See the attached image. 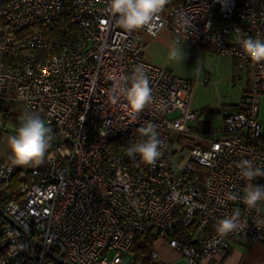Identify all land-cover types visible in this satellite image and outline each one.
<instances>
[{"label":"built area","instance_id":"2783aa9c","mask_svg":"<svg viewBox=\"0 0 264 264\" xmlns=\"http://www.w3.org/2000/svg\"><path fill=\"white\" fill-rule=\"evenodd\" d=\"M109 2L0 0V102L22 103L20 121L34 112L52 130L42 166L26 170L0 158V264H132L124 254L148 231L183 264L224 254L234 238L264 244V201L249 209L225 195L264 185L237 167L250 160L264 169V150L251 146L264 134V61H252L238 42L239 35L264 41V0H168L149 25L130 32ZM162 31L250 69L242 105L223 116L219 132L192 131L193 81L145 59L144 36ZM137 65L153 97L138 113L123 95ZM149 123L162 153L154 165L127 154L147 139L140 129ZM237 209L238 229L218 233V221ZM177 222L196 226L190 243L173 235ZM150 259L164 264L154 248Z\"/></svg>","mask_w":264,"mask_h":264},{"label":"clouds","instance_id":"9594fccd","mask_svg":"<svg viewBox=\"0 0 264 264\" xmlns=\"http://www.w3.org/2000/svg\"><path fill=\"white\" fill-rule=\"evenodd\" d=\"M167 3L168 0H110L109 10L117 17L119 26L130 32L149 25L153 17L163 11ZM235 32L240 34L241 30L236 29ZM238 42L252 61H264V41L239 35ZM180 57H183L182 50L174 48L170 52L171 59ZM125 81L123 95L127 106L138 113L153 100L152 88L149 85L145 67L137 65L132 75L126 77ZM129 81L130 86H127ZM51 132V128L45 125L39 114L25 112L16 134L8 138L12 162L21 166L40 164L50 147ZM140 132L147 139L131 144L127 148V154L133 159L138 155L144 163L154 165L162 154L159 150L160 141L157 139L155 125L149 123L140 129ZM237 167L246 181L250 182L256 177H264V169L254 167L250 160L240 161ZM243 191L242 197L232 192L225 195L231 201L241 200L249 209L257 208L258 203L264 201V185L249 183ZM238 227L239 210L237 209L233 216L218 221L216 231L226 235L237 230Z\"/></svg>","mask_w":264,"mask_h":264},{"label":"crops","instance_id":"0c3cea01","mask_svg":"<svg viewBox=\"0 0 264 264\" xmlns=\"http://www.w3.org/2000/svg\"><path fill=\"white\" fill-rule=\"evenodd\" d=\"M147 43L145 59L171 70L175 75L193 81L191 109L197 119L190 122L197 133H217L222 129L223 116L240 108L250 84L249 68L240 69V60L220 54L210 45L195 46L187 42L174 43L166 31L156 36H144ZM182 50L183 57L170 58L173 49ZM207 75V81L204 76ZM157 242V241H156ZM155 242L153 248L164 264H183L179 254ZM241 250L246 241L232 239L224 254L204 258L200 264H260L264 258V244L252 242Z\"/></svg>","mask_w":264,"mask_h":264},{"label":"trees","instance_id":"16d2710c","mask_svg":"<svg viewBox=\"0 0 264 264\" xmlns=\"http://www.w3.org/2000/svg\"><path fill=\"white\" fill-rule=\"evenodd\" d=\"M171 2L172 0H169V4ZM55 26H59V24H56ZM48 35L55 36L49 32ZM20 124L21 121L19 120L18 115L12 111V103L0 102V130L18 129ZM251 146L264 150V134L253 140ZM16 185L17 178H14L12 188L14 189ZM195 229V225L185 227L180 222H177L173 235L182 242L190 243ZM210 231H212V227L210 228ZM159 238V235L153 231H148L138 236L129 249L130 254L134 257L132 264H156L150 259V253L155 242Z\"/></svg>","mask_w":264,"mask_h":264},{"label":"rangeland","instance_id":"374dc122","mask_svg":"<svg viewBox=\"0 0 264 264\" xmlns=\"http://www.w3.org/2000/svg\"><path fill=\"white\" fill-rule=\"evenodd\" d=\"M12 111L17 114V115H21L22 114V111H23V106H22V103H12ZM176 112H172L169 114V117L175 115ZM259 119L262 123V129H264V95H262L261 97V100H260V106H259ZM190 129H192V131H195L197 133V130H195L194 128L190 127ZM16 130L17 129H9V130H0V158H7L9 160L12 161L11 159V152H10V147H9V144H8V138L10 136H13L16 134ZM200 134V136H205L206 133H198ZM55 141L58 140L57 137H54L53 138ZM186 153L184 152V157H185ZM44 164V158H43V161L38 164V165H29V166H21V165H17L18 167H20L21 169H30V168H33V167H40ZM246 241V240H245ZM158 245H165V246H168L167 245V242L164 238H159L156 242ZM250 244H253L252 242H249V241H246V244H244V246H242L241 250H244V249H248L250 248ZM170 254H178L177 252H175L174 250L172 252H170ZM124 255H130V252L124 254Z\"/></svg>","mask_w":264,"mask_h":264}]
</instances>
